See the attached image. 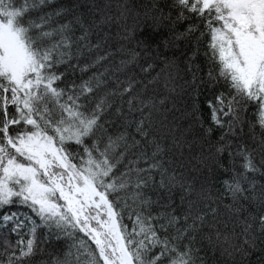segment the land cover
Listing matches in <instances>:
<instances>
[{
  "label": "snow or ice",
  "instance_id": "snow-or-ice-1",
  "mask_svg": "<svg viewBox=\"0 0 264 264\" xmlns=\"http://www.w3.org/2000/svg\"><path fill=\"white\" fill-rule=\"evenodd\" d=\"M54 3L0 0V264H264V0Z\"/></svg>",
  "mask_w": 264,
  "mask_h": 264
},
{
  "label": "trees",
  "instance_id": "trees-1",
  "mask_svg": "<svg viewBox=\"0 0 264 264\" xmlns=\"http://www.w3.org/2000/svg\"><path fill=\"white\" fill-rule=\"evenodd\" d=\"M88 2H89V0H55V3H54L51 7L54 8V7L58 6V5L72 6V5L76 4V3H80V4H81V7H80L79 9H77L76 11H77V12H81V11H82V12H86V11H87V7H85L84 5L87 4ZM97 2H98V3H104V2H106V0H97ZM111 2H112V9L115 10V4H116L117 0H111ZM49 10H51V8H49ZM69 18H71V17H69ZM151 31H152L151 28L145 27V34L150 33ZM155 39H157V41H159L160 38H159V37H155ZM181 46L183 47L182 44H181ZM100 54L102 55L103 52H101ZM166 54L169 55V56H171V55H172V52H171V51H168ZM189 54H190V53H189ZM105 66H110L109 61H105V62L102 63V65L98 66V71H99V72H103ZM93 71H95V70H89L88 72H86V73H84V74H81V73L79 72V69H77V70H76V74H75V76H74V77H71V78H72V79H75L76 82L79 83L80 78H81V75H83V79H88V77H89L90 75H92V72H93ZM179 83H182V81H180ZM184 99H186V98H181V97H177V98H176V100H177V107H178V108H181V109H185V108H186V105H185L184 102H183ZM169 106H170V105H169ZM187 111H191V109H190V108H187ZM176 115H177V116H180V113L177 112ZM206 115H207V112L205 111V116H206ZM170 118H171V117H170ZM187 122H188V120H185V124H186ZM257 131H258V130H257ZM250 143H251V142H250ZM251 146H252V147H256L255 144H251ZM12 210L15 211V210H16L15 207H14ZM21 211L28 212L27 209H21ZM0 214H2V213H0ZM28 214L31 215V213H28ZM2 231H3V230L0 229V232H2ZM25 231H26V229H25ZM9 239L14 243V242L16 241L17 237L13 234V235H11V236L9 237ZM44 247H45L46 249L51 250V249L49 248V245H44ZM35 259H36V261H37V264H39V261H41V260H47L48 257H47V256H38V257H36Z\"/></svg>",
  "mask_w": 264,
  "mask_h": 264
}]
</instances>
